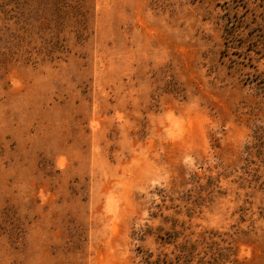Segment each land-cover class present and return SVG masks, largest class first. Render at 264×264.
<instances>
[{"label": "rangeland", "instance_id": "rangeland-1", "mask_svg": "<svg viewBox=\"0 0 264 264\" xmlns=\"http://www.w3.org/2000/svg\"><path fill=\"white\" fill-rule=\"evenodd\" d=\"M0 264H264V0H0Z\"/></svg>", "mask_w": 264, "mask_h": 264}]
</instances>
